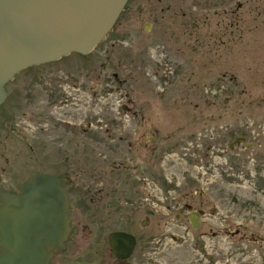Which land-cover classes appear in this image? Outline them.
I'll use <instances>...</instances> for the list:
<instances>
[{
    "label": "rangeland",
    "instance_id": "1",
    "mask_svg": "<svg viewBox=\"0 0 264 264\" xmlns=\"http://www.w3.org/2000/svg\"><path fill=\"white\" fill-rule=\"evenodd\" d=\"M4 88L0 185L62 173L59 151L33 139L41 112L55 115L47 129L58 121V136L74 143L89 125L84 141L95 175L106 166L103 142L106 161L133 168L127 157L141 145L145 154L151 124L158 138L151 212L138 207L137 232L152 234L154 264H181V248L194 247L181 236L204 229L181 211L184 194L202 193L206 230L239 228L264 245V0H128L89 54L25 68ZM235 137L250 145L240 141L229 151ZM146 215L147 227L140 224ZM220 240L227 247V237Z\"/></svg>",
    "mask_w": 264,
    "mask_h": 264
},
{
    "label": "flooded vegetation",
    "instance_id": "2",
    "mask_svg": "<svg viewBox=\"0 0 264 264\" xmlns=\"http://www.w3.org/2000/svg\"><path fill=\"white\" fill-rule=\"evenodd\" d=\"M225 11L228 10L225 9ZM52 116L55 118L52 112H41L37 115L40 126L36 133L34 132L33 139L45 142L47 147L57 150L55 152L59 151L60 158L63 160L65 166L60 169L62 171L60 175L57 173L48 174L59 177L67 194L70 231L64 241L65 248L62 251L53 252L47 264H154L151 246L152 234L148 233L142 237L137 232L138 207H145L148 213L151 212L150 195L156 165L153 159L157 152L154 145L157 144L156 140L158 139L154 136L153 126L150 124L146 128L145 154L143 155L141 152L143 149V145H141L140 149L136 148L137 151L133 156L127 157L128 162L131 160L134 163L136 160L133 168L128 163L125 164V162L116 161V159L110 163L108 160L106 161L108 152L104 151L105 144L103 142L104 148L103 151H100L99 158L106 166L103 171H99L95 175L89 168L90 152L84 141V136L88 134V123V126L81 127L82 142L74 143L72 142L73 136L71 139L63 135H61L62 137L58 136V121L55 120L56 125L52 129H47L46 118H50L51 125ZM70 125L71 123L63 124L65 127ZM72 125L71 127L74 128V124ZM140 137L139 142L141 143L143 137L142 135ZM121 138L120 136L119 139ZM104 139L102 140L104 141ZM54 141L57 143L52 146L50 143ZM240 141L245 142V137H235L228 146L229 151L234 149L235 144L241 143ZM245 145L248 147L250 144L245 142ZM213 148L218 156L224 154V151L220 152L223 147L220 148L219 144ZM143 157H145L144 176L142 174ZM83 160L85 162H82ZM215 165L214 163V167ZM119 168L123 172L115 174ZM130 170L136 172L137 175L130 173ZM122 175L126 176L124 183ZM28 177L16 185H0V192L18 190ZM138 191V198H135ZM125 195H133L134 198L125 197ZM177 202L178 205L180 204L181 211L187 212L188 222L193 228L204 227L197 233H189L187 237L181 236V238L193 242L191 244L194 245L191 248H181L182 253L176 259L181 264H264V245L260 243V237L254 236L253 233L241 232L239 228L235 231L226 229L222 232L212 231L211 226H207L208 229H205V221H201L205 214L202 193H199L196 198L193 195H188V199H185L184 194ZM181 221H184V217H181ZM148 223L149 216L146 215L140 224L147 227ZM120 232L128 234L133 243L129 248L115 252L110 244V239L112 234ZM222 235L228 239L227 247L221 246Z\"/></svg>",
    "mask_w": 264,
    "mask_h": 264
},
{
    "label": "water",
    "instance_id": "3",
    "mask_svg": "<svg viewBox=\"0 0 264 264\" xmlns=\"http://www.w3.org/2000/svg\"><path fill=\"white\" fill-rule=\"evenodd\" d=\"M128 0H0V105L6 82L21 70L70 53L89 54ZM69 202L59 177L30 175L15 191L0 192V264H47L68 236ZM68 219L67 229H63ZM128 239V240H127ZM132 245L128 235L111 236Z\"/></svg>",
    "mask_w": 264,
    "mask_h": 264
},
{
    "label": "bare ground",
    "instance_id": "4",
    "mask_svg": "<svg viewBox=\"0 0 264 264\" xmlns=\"http://www.w3.org/2000/svg\"><path fill=\"white\" fill-rule=\"evenodd\" d=\"M115 23V22H114ZM68 223V219H65V221H64V226H63V229H67V227H66V224ZM70 231V230H69ZM120 233H122V232H120ZM114 234H116V233H114ZM114 234H112V235H114ZM123 234H126V233H123ZM111 235V236H112ZM126 235H128V234H126ZM129 237V236H128ZM128 240V239H127ZM118 243V246L120 247L119 248V251L120 250H123L124 248L126 249L127 247L129 248L130 247V243H129V241H128V244L129 245H126V242L125 241H119V242H117ZM111 244V243H110ZM51 249H52V251H54V252H58V251H60V250H54L52 247H51ZM112 249H113V245H112ZM114 250V249H113ZM115 251V250H114ZM116 252V251H115Z\"/></svg>",
    "mask_w": 264,
    "mask_h": 264
}]
</instances>
